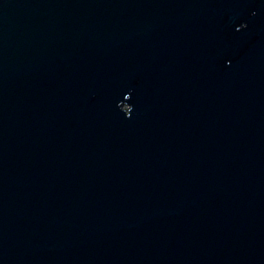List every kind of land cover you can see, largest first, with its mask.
I'll list each match as a JSON object with an SVG mask.
<instances>
[{"label": "water", "instance_id": "1", "mask_svg": "<svg viewBox=\"0 0 264 264\" xmlns=\"http://www.w3.org/2000/svg\"><path fill=\"white\" fill-rule=\"evenodd\" d=\"M0 264H264V0H0Z\"/></svg>", "mask_w": 264, "mask_h": 264}, {"label": "snow or ice", "instance_id": "2", "mask_svg": "<svg viewBox=\"0 0 264 264\" xmlns=\"http://www.w3.org/2000/svg\"><path fill=\"white\" fill-rule=\"evenodd\" d=\"M239 25H240L239 28H243V27H245V25H244L243 23H241V24H239Z\"/></svg>", "mask_w": 264, "mask_h": 264}]
</instances>
